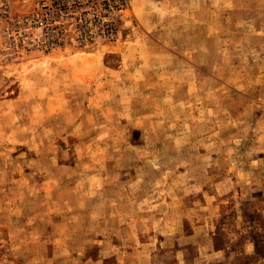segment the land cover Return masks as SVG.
I'll return each mask as SVG.
<instances>
[{
    "label": "rangeland",
    "instance_id": "obj_1",
    "mask_svg": "<svg viewBox=\"0 0 264 264\" xmlns=\"http://www.w3.org/2000/svg\"><path fill=\"white\" fill-rule=\"evenodd\" d=\"M8 2L0 264H264V0H117L47 49Z\"/></svg>",
    "mask_w": 264,
    "mask_h": 264
},
{
    "label": "built area",
    "instance_id": "obj_2",
    "mask_svg": "<svg viewBox=\"0 0 264 264\" xmlns=\"http://www.w3.org/2000/svg\"><path fill=\"white\" fill-rule=\"evenodd\" d=\"M8 5V0H4ZM31 2L32 8L22 14L24 22L17 21L7 29V41L15 44H41L45 49L57 47L67 39L70 30L76 32L74 40L87 42L96 32L91 28H102L107 34L116 29L117 12L121 3L117 0H18ZM4 3H2L3 5ZM10 7V6H9ZM116 15V17H115ZM20 19V15H17ZM31 22L39 24L36 32L31 30ZM17 30V32H15ZM78 42V41H77Z\"/></svg>",
    "mask_w": 264,
    "mask_h": 264
}]
</instances>
